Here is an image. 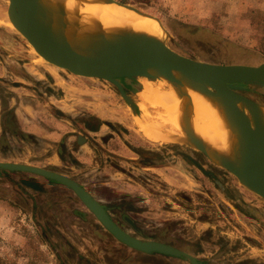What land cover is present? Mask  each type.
I'll return each instance as SVG.
<instances>
[{
  "label": "rangeland",
  "instance_id": "1",
  "mask_svg": "<svg viewBox=\"0 0 264 264\" xmlns=\"http://www.w3.org/2000/svg\"><path fill=\"white\" fill-rule=\"evenodd\" d=\"M126 1L156 17L167 30L166 43L181 54L218 64L264 62V0ZM9 3L0 0V161L49 168L50 156L63 148L65 131L74 129L70 143L77 151V136H91L85 121L93 127L110 122L98 136L108 133L113 140L99 141V147L86 145L87 161L70 153L64 169L109 207L123 229L183 249L200 264H264V198L195 147L178 140H150L135 125L136 116L146 122L148 112L156 109L142 107L135 91L147 85L168 91L172 84L164 78L128 79L127 93L142 107L135 110L114 83L50 64L12 27ZM60 86L67 87V97ZM245 94L264 104V87L250 86ZM66 100L70 108L62 103ZM57 108L67 110L76 123H58ZM12 115L19 117L29 137L5 133L15 126ZM131 134L140 140L133 150L126 147L134 140ZM122 147L130 158L117 155ZM4 173V184L17 182L22 191L15 198L10 185L0 186V264H191L120 242L63 185L53 183L37 192L21 184L23 172Z\"/></svg>",
  "mask_w": 264,
  "mask_h": 264
},
{
  "label": "water",
  "instance_id": "2",
  "mask_svg": "<svg viewBox=\"0 0 264 264\" xmlns=\"http://www.w3.org/2000/svg\"><path fill=\"white\" fill-rule=\"evenodd\" d=\"M116 1L129 4L120 0ZM9 2V15L13 24L50 64L78 76L104 79L114 83L124 99L135 110L134 100L125 91L119 81L120 78L136 79L146 76L150 79H157L160 77L173 85H179L182 79L176 76L174 71H180L192 81L207 82L212 87L210 92L219 91L223 96L226 95L230 100L232 115L245 130L246 140L241 150L240 167H235L230 163L222 167L234 173L243 184L264 198V125L258 114L259 106L262 104L245 94L250 86L264 87V62L259 65L211 63L181 54L170 47L166 41L160 42L152 39H136L123 42V44H115L111 51L95 50L90 57L70 46L60 44L53 37L45 24L52 19L50 11H44V22L36 14L40 5L37 0H9ZM152 67H158L159 70H150ZM240 101L251 106L250 117L240 111ZM81 137L80 135V139ZM194 143L193 147L208 155L203 143L197 141ZM5 171L33 173L73 189L118 240L137 251L186 259L191 264L201 263L194 255L174 245L142 239L128 233L113 220L103 203L70 176L41 166L0 161V175ZM21 183L36 190H42L38 182L29 178H22ZM128 221L137 229L134 222Z\"/></svg>",
  "mask_w": 264,
  "mask_h": 264
},
{
  "label": "bare ground",
  "instance_id": "3",
  "mask_svg": "<svg viewBox=\"0 0 264 264\" xmlns=\"http://www.w3.org/2000/svg\"><path fill=\"white\" fill-rule=\"evenodd\" d=\"M37 1L40 4L38 17L44 20V11H50L51 21L44 22L53 37L60 44L90 57L95 50L108 52L115 44L131 40L167 41L168 33L163 24L131 4L115 0ZM157 68L150 70L157 71ZM174 74L182 79L181 84H172L168 91L147 85L139 93L142 107L156 109L148 112L146 122L136 116L135 125L156 142L178 140L190 146H194L195 141L201 142L216 163L240 167L246 133L231 113L230 100L219 91L210 92L212 87L207 82L192 81L180 71ZM239 109L251 116V106L244 101L239 102ZM258 114L264 125V104L259 106Z\"/></svg>",
  "mask_w": 264,
  "mask_h": 264
},
{
  "label": "crops",
  "instance_id": "4",
  "mask_svg": "<svg viewBox=\"0 0 264 264\" xmlns=\"http://www.w3.org/2000/svg\"><path fill=\"white\" fill-rule=\"evenodd\" d=\"M157 80V82L158 81H160L161 80V78H158V79H156ZM168 86H166V88H167ZM60 91L62 92V93H64L65 95V97H67V93H68V90H67V87L66 88H64V87H61L60 86ZM141 90H143V88H141ZM141 90H140V92H138L137 94H139V93H141ZM62 103H64V104H66L67 106H68V108H70L71 106H72V103H71V101H65V102H62ZM136 103L138 104V106H139V108H142L141 106H140V103H139V101L138 100H136ZM57 112H58V123H76L75 121H74V119H73V116L72 115H69V113L67 112V110H64L63 108H57ZM97 117H99L100 119H103V120H105V119H108V118H103V116H101V115H99V114H97L96 115ZM12 117L14 118V124H15V126H14V128H8V130H4L5 131V133L6 134H8V135H10V136H13V137H18V138H22V139H24V138H27V137H29L31 134H27V133H25L24 134V129H22V128H24L23 126H22V122H20L19 121V117H14L13 115H12ZM18 123V124H17ZM5 124H6V126H7V124L8 123H6V120H5ZM19 125V126H18ZM115 125V123H113V125L112 126H114ZM110 128L111 127V124H110V122H103L101 125H99V127H98V129L96 130V131H91V130H89V129H87V126L85 125V123H84V129H85V131L87 132V133H89L91 136H86L87 138H88V140L86 141V142H83V143H81V140H80V135H78L77 136V142H78V144H80V149L79 150H77V151H75V149L74 148H72L71 149V139H73V138H75L76 137V135L75 134H72L71 132L72 131H74V129H72V130H70L69 132L68 131H65L63 134H62V136H61V143H63V148L62 149H59V150H56L51 156H50V167L48 168V167H44V168H48V169H52V170H55V171H58V172H60V173H63V174H66V175H68V176H70L69 174H71V173H69L70 171H68V170H66V169H64V167H66V163H68L69 164V161H68V159H70L71 157V155H70V153L73 155V157H75V158H77V159H79V160H81V161H87V160H83L84 158H87L88 156V154L86 153V145L89 147V148H91V146H93V144L96 146L97 145V147H99V145H100V142L99 141H101V143H102V140H101V138H103V136H105V134H103L102 136H98L102 131H105V128ZM126 128H127V126H125ZM101 131V132H100ZM4 133V132H3ZM113 133H114V131H113ZM97 136L99 137V138H97ZM130 137H133V139L134 140H132L131 139V141L129 140V143L130 144H128V145H126V147L128 148V149H130V150H132V146H134V145H136V141H140L138 138H137V140L135 139V135H130ZM95 139V140H94ZM112 141V140H111ZM110 141V142H111ZM109 142V143H110ZM60 143V144H61ZM98 143V144H97ZM73 146V145H72ZM66 147H67V149H66ZM127 148H121L119 151H115L116 153H117V155L119 156V157H128V158H130V153H129V151L127 150ZM84 150V153H82L81 154V151L82 150ZM66 150V151H65ZM110 150V149H109ZM106 151L107 152V154L108 155H110L111 153H110V151ZM49 158V157H48ZM27 164H29V163H27ZM31 165H34V164H31ZM36 166H39V165H36ZM42 167V166H41ZM25 173H29V172H24V178H28L29 176H27V174H25ZM38 177H42V179L43 180H38L42 185H43V191H45V189L48 187V185H53V183L50 181V180H48L47 178H45V177H43V176H39V175H37ZM6 173H3L2 175H0V186L1 185H3V186H5V185H10L11 187H10V190H8V191H10V192H12V194H13V197H15L16 198V196L17 195H19V193H21V191H22V189L20 188V186H19V183H17V182H7V184H4V180H2L3 178H5L6 179ZM46 181V182H45ZM80 182V181H79ZM22 184V183H21ZM59 185H63V184H61V183H59ZM64 186V185H63ZM26 187V186H25ZM66 187V186H65ZM69 189V188H68ZM43 193V192H42Z\"/></svg>",
  "mask_w": 264,
  "mask_h": 264
},
{
  "label": "flooded vegetation",
  "instance_id": "5",
  "mask_svg": "<svg viewBox=\"0 0 264 264\" xmlns=\"http://www.w3.org/2000/svg\"><path fill=\"white\" fill-rule=\"evenodd\" d=\"M128 79H130V80H132L133 78H120L119 79V81H120V83L122 84V86L124 87V89H125V91L126 92H129L130 91V88H129V81L130 80H128ZM244 85V84H243ZM117 88V87H116ZM117 90L119 91V89L117 88ZM140 88L138 89V90H136L135 92H140ZM120 92V91H119ZM128 94V93H127ZM129 95V94H128ZM135 105H136V107H138V104L137 103H135ZM137 112V111H136ZM86 123H88V125L86 124ZM90 122H87V121H85V125L87 126V129H89V130H91V131H96L97 129H98V127H99V125H101L102 124V122L101 123H99V125L97 124L96 126H91L90 124H89ZM116 125V124H115ZM87 136V135H86ZM86 136H82L81 137V142L83 141V142H86L87 140H88V138L86 137ZM101 140H102V142L104 143V144H106V143H109L111 140H113V137L111 136V135H108V133L107 134H105V136H103V138H101ZM136 146V145H135ZM133 147V146H132ZM197 153H201V154H204V152L203 151H201V150H197V149H195V148H193ZM132 150H133V148H132ZM109 156H111V154L109 155ZM111 157H113V156H111ZM188 158H190L193 162H194V164L196 165V166H198L199 168H201L206 174H208V175H213L212 174V172H210L209 170H206L205 168H204V165L203 164H201L197 159H195V158H193L192 156H188ZM213 164H215L216 166H218V167H220L219 165H217L216 163H214L213 161H211ZM222 167V166H221ZM52 170V169H51ZM33 174V173H32ZM36 175V174H35ZM66 175V174H65ZM68 176V175H67ZM71 177V176H70ZM73 178V177H72ZM29 179H31V178H29ZM31 180H33V181H36V182H38L39 184H40V186H42V190H36V189H34V188H31V187H28V186H26V185H24V186H26V187H28V188H31V189H33V190H35V191H37V192H43V185L38 181V180H34V179H31ZM76 180V179H75ZM52 183H58V182H56V181H52V180H50ZM78 181V180H77ZM79 182V181H78ZM81 183V182H80ZM59 184V183H58ZM82 184V183H81ZM83 186H84V184H82ZM64 186H66V185H64ZM67 187V186H66ZM85 187V186H84ZM67 188H69V187H67ZM71 191H73L74 192V190L73 189H71V188H69ZM90 191V190H89ZM91 192V191H90ZM92 193V192H91ZM78 196V195H77ZM79 197V196H78ZM80 198V197H79ZM99 200V199H98ZM82 201V200H81ZM100 201V200H99ZM83 202V201H82ZM101 202V201H100ZM102 203V202H101ZM104 204V203H103ZM105 205V204H104ZM106 206V205H105ZM106 208H107V210H108V212L110 213V211H109V207L108 206H106ZM89 209V208H88ZM90 210V209H89ZM91 211V210H90ZM92 212V211H91ZM93 213V212H92ZM94 214V213H93ZM95 215V214H94ZM110 215H111V213H110ZM112 216V215H111ZM113 218V217H112ZM98 219V218H97ZM99 220V219H98ZM113 220L115 221V219L113 218ZM126 220H130V221H132V222H134V220L132 219V218H130L129 216H126ZM116 222V221H115ZM117 223V222H116ZM135 223V222H134ZM102 224V223H101ZM118 224V223H117ZM136 224V223H135ZM103 225V224H102ZM119 225V224H118ZM104 226V225H103ZM120 226V225H119ZM133 226V225H132ZM136 226H137V224H136ZM105 227V226H104ZM121 227V226H120ZM106 228V227H105ZM122 228V227H121ZM107 229V228H106ZM123 229V228H122ZM108 230V229H107ZM125 230V229H124ZM109 231V230H108ZM126 231V230H125ZM110 232V231H109ZM128 232V231H127ZM111 233V232H110ZM129 233V232H128ZM112 234V233H111ZM113 235V234H112ZM114 236V235H113ZM115 237V236H114ZM137 237V236H136ZM116 238V237H115ZM117 239V238H116ZM120 241V240H119ZM121 242V241H120ZM123 243V242H122Z\"/></svg>",
  "mask_w": 264,
  "mask_h": 264
},
{
  "label": "trees",
  "instance_id": "6",
  "mask_svg": "<svg viewBox=\"0 0 264 264\" xmlns=\"http://www.w3.org/2000/svg\"><path fill=\"white\" fill-rule=\"evenodd\" d=\"M121 2L126 3L127 1L126 0H121Z\"/></svg>",
  "mask_w": 264,
  "mask_h": 264
}]
</instances>
